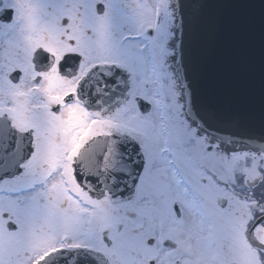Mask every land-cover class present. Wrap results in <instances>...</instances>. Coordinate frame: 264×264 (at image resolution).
I'll list each match as a JSON object with an SVG mask.
<instances>
[{"label":"snow or ice","instance_id":"6c2138e0","mask_svg":"<svg viewBox=\"0 0 264 264\" xmlns=\"http://www.w3.org/2000/svg\"><path fill=\"white\" fill-rule=\"evenodd\" d=\"M0 264H264V0H0Z\"/></svg>","mask_w":264,"mask_h":264}]
</instances>
